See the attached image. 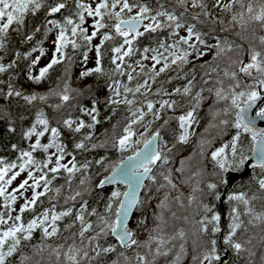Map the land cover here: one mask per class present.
Segmentation results:
<instances>
[{
    "label": "snow or ice",
    "instance_id": "obj_1",
    "mask_svg": "<svg viewBox=\"0 0 264 264\" xmlns=\"http://www.w3.org/2000/svg\"><path fill=\"white\" fill-rule=\"evenodd\" d=\"M257 121L264 0H0V264H264Z\"/></svg>",
    "mask_w": 264,
    "mask_h": 264
},
{
    "label": "trees",
    "instance_id": "obj_2",
    "mask_svg": "<svg viewBox=\"0 0 264 264\" xmlns=\"http://www.w3.org/2000/svg\"><path fill=\"white\" fill-rule=\"evenodd\" d=\"M77 71H78V69H77ZM197 79H199V76L197 77ZM96 92L101 98H103V94L106 92V89H104V88L100 87L99 85H97L96 86ZM105 126H107V125L98 126V131H102L103 127H105ZM2 133H3V126L0 125V135H2ZM185 154H187V153H185ZM236 183H239V180ZM153 203H155V202L153 201ZM145 213L150 216L151 208L146 209ZM138 216H139V212L137 211L136 213H134V215L132 217V221L129 224L130 227L135 225V221H136V218ZM149 223H151V220H149Z\"/></svg>",
    "mask_w": 264,
    "mask_h": 264
},
{
    "label": "water",
    "instance_id": "obj_3",
    "mask_svg": "<svg viewBox=\"0 0 264 264\" xmlns=\"http://www.w3.org/2000/svg\"><path fill=\"white\" fill-rule=\"evenodd\" d=\"M257 125H258L259 127H264V121H257ZM238 180H239V178H237V179L234 181V183H236Z\"/></svg>",
    "mask_w": 264,
    "mask_h": 264
},
{
    "label": "rangeland",
    "instance_id": "obj_4",
    "mask_svg": "<svg viewBox=\"0 0 264 264\" xmlns=\"http://www.w3.org/2000/svg\"><path fill=\"white\" fill-rule=\"evenodd\" d=\"M208 57H205V59H207ZM42 63H43V59H42V61H41Z\"/></svg>",
    "mask_w": 264,
    "mask_h": 264
}]
</instances>
